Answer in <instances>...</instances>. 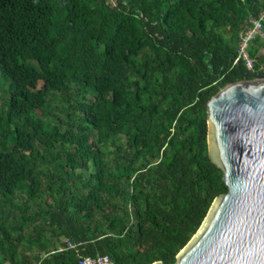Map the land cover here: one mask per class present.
<instances>
[{
	"label": "trees",
	"instance_id": "trees-1",
	"mask_svg": "<svg viewBox=\"0 0 264 264\" xmlns=\"http://www.w3.org/2000/svg\"><path fill=\"white\" fill-rule=\"evenodd\" d=\"M263 11L0 0V264H173L228 192L206 105L251 79L234 61ZM249 56L264 75L260 37Z\"/></svg>",
	"mask_w": 264,
	"mask_h": 264
},
{
	"label": "water",
	"instance_id": "water-1",
	"mask_svg": "<svg viewBox=\"0 0 264 264\" xmlns=\"http://www.w3.org/2000/svg\"><path fill=\"white\" fill-rule=\"evenodd\" d=\"M248 76L206 105L208 153L228 192L173 264H264V75Z\"/></svg>",
	"mask_w": 264,
	"mask_h": 264
},
{
	"label": "built area",
	"instance_id": "built-area-1",
	"mask_svg": "<svg viewBox=\"0 0 264 264\" xmlns=\"http://www.w3.org/2000/svg\"><path fill=\"white\" fill-rule=\"evenodd\" d=\"M264 11L260 14L257 20H251V26L240 34V43L238 48V54L234 63L239 64L242 62L246 71L250 75H254V60L249 56V48L252 45V41L260 37L264 40L263 32ZM67 248L74 249L75 245L71 242H67ZM79 264H111L107 256H100L97 258H84L79 261Z\"/></svg>",
	"mask_w": 264,
	"mask_h": 264
},
{
	"label": "rangeland",
	"instance_id": "rangeland-1",
	"mask_svg": "<svg viewBox=\"0 0 264 264\" xmlns=\"http://www.w3.org/2000/svg\"><path fill=\"white\" fill-rule=\"evenodd\" d=\"M1 103H2V101L0 100V108H1ZM122 143L125 144V140L124 139H123Z\"/></svg>",
	"mask_w": 264,
	"mask_h": 264
}]
</instances>
